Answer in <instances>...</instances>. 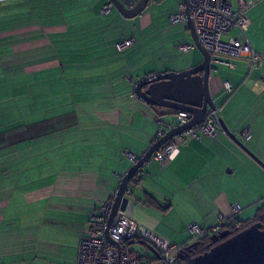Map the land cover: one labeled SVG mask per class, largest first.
Returning <instances> with one entry per match:
<instances>
[{
  "label": "crops",
  "instance_id": "obj_1",
  "mask_svg": "<svg viewBox=\"0 0 264 264\" xmlns=\"http://www.w3.org/2000/svg\"><path fill=\"white\" fill-rule=\"evenodd\" d=\"M228 1L237 8L239 0ZM244 1L253 5L245 37L264 55V0ZM108 2L0 4V264H77L91 216L133 166L124 152L140 159L161 127L176 125L174 111L134 94L136 83L203 61L187 22L171 21L184 0H151L135 19L114 7L103 15ZM126 39L134 47L119 52ZM182 44L194 48L182 52ZM234 65L211 72V94L221 120L264 163V56L252 71L246 59ZM130 189L128 217L189 246L191 225L211 230L234 205L264 206V167L222 130L189 139L166 165L152 159ZM261 208L237 219L255 222ZM131 245L145 263L162 264L146 243Z\"/></svg>",
  "mask_w": 264,
  "mask_h": 264
},
{
  "label": "built area",
  "instance_id": "obj_2",
  "mask_svg": "<svg viewBox=\"0 0 264 264\" xmlns=\"http://www.w3.org/2000/svg\"><path fill=\"white\" fill-rule=\"evenodd\" d=\"M4 1L8 0H0V4ZM118 1L128 10H133L142 0ZM188 2L189 17L199 43L211 55V72L217 71L219 65L233 69L235 68L234 61L239 59H246L249 62L250 71L261 64L264 55L257 53L245 37L251 24L248 11L253 6L252 4L239 0L237 8H234L228 0H188ZM112 8V3L108 2L101 13L108 15ZM171 21L172 23L187 22L185 5H181L179 12L171 16ZM233 30L240 33L239 37L223 40V37ZM134 45V39H126L117 44V49L119 52H124L133 48ZM193 48L185 44L179 46V50L182 52H190ZM148 79L151 80L152 77H148ZM224 88L227 94L231 95L234 92L232 85L228 82L225 83ZM191 118L192 116L188 113L175 112V127L187 124ZM170 129L172 127H169ZM221 131L220 110H209L201 124L174 137L154 154L153 159L162 165H166L177 157L180 149L188 143L189 139H199L201 135L216 138ZM165 132L163 127L159 129L157 141L164 137ZM241 137L245 141H249L252 137L251 131L243 132ZM124 156L133 165L139 161V158L129 151H125ZM141 176L142 173H137L132 183ZM114 199L105 202L100 213L91 216L88 234L82 239L79 246L77 264H147L142 252L134 249L131 245L136 241H142L157 251L162 264H190V262H194L197 256L209 250L210 246L207 245L199 253L187 255L188 246L172 244L152 229L140 225L124 212L118 213L114 224L109 229L108 234L111 240L107 239L105 233ZM241 210L239 205H234L230 219L221 218L220 223L211 230H202L197 224H193L189 227L190 232L198 241L205 236H211L213 233L228 230V225L234 222ZM263 221L264 216L255 222ZM253 223L235 230H229L231 234L227 239L237 235Z\"/></svg>",
  "mask_w": 264,
  "mask_h": 264
},
{
  "label": "water",
  "instance_id": "obj_3",
  "mask_svg": "<svg viewBox=\"0 0 264 264\" xmlns=\"http://www.w3.org/2000/svg\"><path fill=\"white\" fill-rule=\"evenodd\" d=\"M126 19H135L142 15L151 0H142L139 5L128 10L118 0H108ZM186 5L187 24L191 31L194 44L203 56L200 65L190 70L175 73H163L155 75L152 79H144L136 83L134 94L147 104L172 110L185 112L192 116L190 121L182 126L172 127L165 132L164 137L154 145L133 165L121 181L118 191L114 196V203L110 219L107 224L106 237H109V229L114 224L119 212H127L132 198L131 185L137 173H142L145 165L153 159L154 154L166 143L185 130L201 124L209 110H216L210 89L211 81V55L201 46L197 38L193 23L189 17V2ZM222 130L244 150L264 167V163L251 153L243 143L239 141L225 123L221 120ZM231 231L225 230L211 235L209 250L194 259V264H264V222H254L237 235L229 238ZM198 243L189 246V250L196 248Z\"/></svg>",
  "mask_w": 264,
  "mask_h": 264
},
{
  "label": "trees",
  "instance_id": "obj_4",
  "mask_svg": "<svg viewBox=\"0 0 264 264\" xmlns=\"http://www.w3.org/2000/svg\"><path fill=\"white\" fill-rule=\"evenodd\" d=\"M134 181V180H133ZM132 181V182H133ZM264 216V206L260 209V212H259V215H258V217H257V219L256 220H258V219H260L261 217H263ZM264 222V221H263ZM248 224H250V222H242V221H239L238 219H237V217H236V219L234 220V222L233 223H230V225H228L229 227H227L228 228V230H235V229H238V228H240V227H244V226H246V225H248ZM211 236H205V237H203V238H201V239H199L198 241H197V243H198V246L196 247V248H192V249H188L189 248V246H191V245H193V244H191V245H189L188 246V248H187V255H193V254H195L196 252H198V251H200V250H202L204 247H206L207 245H210L211 244ZM196 243V242H195ZM148 245V244H147ZM190 264H194V262H190Z\"/></svg>",
  "mask_w": 264,
  "mask_h": 264
},
{
  "label": "rangeland",
  "instance_id": "obj_5",
  "mask_svg": "<svg viewBox=\"0 0 264 264\" xmlns=\"http://www.w3.org/2000/svg\"><path fill=\"white\" fill-rule=\"evenodd\" d=\"M146 11V10H145ZM145 11L142 13V15L141 16H143V15H146L145 14ZM149 13V12H148ZM139 23V22H138ZM135 25V24H134ZM137 25V24H136ZM223 40H227V38L226 37H223ZM197 51V50H196ZM200 55V54H199ZM201 56V55H200ZM202 57V56H201ZM220 73V72H219ZM219 73H214L213 75H212V78H214V77H218V75H219ZM264 202V201H263ZM263 205H259V206H257V205H249V206H244V210L242 211V212H239V216H241V218L242 219H245V220H247V219H251V218H254L255 217V214H256V212H257V210L259 209V208H261ZM213 234H215V233H213ZM212 234V235H213ZM195 242H197V239L196 238H194L193 236H192V239H191V241H190V244H193V243H195Z\"/></svg>",
  "mask_w": 264,
  "mask_h": 264
},
{
  "label": "flooded vegetation",
  "instance_id": "obj_6",
  "mask_svg": "<svg viewBox=\"0 0 264 264\" xmlns=\"http://www.w3.org/2000/svg\"><path fill=\"white\" fill-rule=\"evenodd\" d=\"M201 251V250H200ZM200 251L196 252L195 254L199 253ZM194 255V254H193Z\"/></svg>",
  "mask_w": 264,
  "mask_h": 264
}]
</instances>
